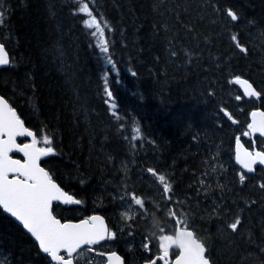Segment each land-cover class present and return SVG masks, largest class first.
<instances>
[{"label": "trees", "instance_id": "1", "mask_svg": "<svg viewBox=\"0 0 264 264\" xmlns=\"http://www.w3.org/2000/svg\"><path fill=\"white\" fill-rule=\"evenodd\" d=\"M83 3L105 28L115 68L85 27ZM0 11L12 60L0 92L38 140H52L43 165L81 201L58 206L59 218L121 221L120 197L140 192L151 210L142 227L174 233L186 220L213 264H264V168L248 174L235 161L237 138L264 150L263 139L244 135L252 111L264 110V0H0ZM236 77L261 98L247 100ZM149 169L171 184V200ZM0 264H52L2 209Z\"/></svg>", "mask_w": 264, "mask_h": 264}, {"label": "snow or ice", "instance_id": "2", "mask_svg": "<svg viewBox=\"0 0 264 264\" xmlns=\"http://www.w3.org/2000/svg\"><path fill=\"white\" fill-rule=\"evenodd\" d=\"M79 11L87 15L85 27L95 29L92 33L97 37V47L105 54L108 64L113 68L116 65L112 59L107 56L109 52L108 41L105 39V28L97 21L96 17L89 10L86 3L79 7ZM6 15L0 11V24ZM227 16L231 21H237L239 16L236 12L228 10ZM232 41L235 42L240 52L246 53L247 49L242 46L238 37L233 35ZM174 54V53H173ZM10 63L8 53L5 51L3 44H0V66ZM135 75V73H133ZM232 83L243 86L245 96L259 98L261 93L254 89L253 85L247 80L236 77ZM109 98L112 97L111 91L105 89ZM240 99V97H237ZM113 108L115 105H111ZM116 115L115 112L112 113ZM232 123H237L228 112H224ZM252 122L248 124V131L244 133L249 136L253 133H259L264 137V112H252ZM140 129L137 128L134 139L138 138ZM17 137H30V143H17ZM43 143L46 147H38ZM236 162L246 170V173L254 171V166L264 165V152L242 150L239 139L237 138ZM52 140L47 136L42 141L38 140L36 135L24 126L22 120L16 112L0 98V209L14 217L27 233L38 242L39 249L50 257L55 264H73L74 259L80 256V250L87 247L88 252H92L93 245L100 244L105 240L116 239V234L110 231L100 216H91L79 223L66 222L62 223L53 215V202L63 204H80L81 201L74 199L71 195L64 192L39 164L41 157L54 153L51 147ZM17 152L23 155V162L20 159H14L10 153ZM153 177L158 179L162 185V191L166 199L171 200V184L167 182L166 177L158 174L155 170H148ZM245 174L239 176V181L244 183ZM264 188V184L260 186ZM132 201L137 206H143L141 198L136 194L131 195ZM175 216V213H172ZM125 219L130 218L128 215ZM184 227L181 228L180 225ZM241 224L239 217L235 218L228 227L233 233L238 231ZM163 231V229H161ZM160 254L153 259H149L148 264H157L162 261L163 264H169V250L173 246L179 249V255L174 264H210L206 256V246L204 243L194 238L192 231L187 229L186 220L177 221V229L174 235H161L159 237ZM148 250V244L144 245ZM65 253V255H61ZM97 255L104 256L102 252ZM106 264H123L120 256L115 252L107 255Z\"/></svg>", "mask_w": 264, "mask_h": 264}, {"label": "water", "instance_id": "3", "mask_svg": "<svg viewBox=\"0 0 264 264\" xmlns=\"http://www.w3.org/2000/svg\"><path fill=\"white\" fill-rule=\"evenodd\" d=\"M0 44H1V42H0ZM5 47V46H4ZM5 51L7 52V50H6V48H5ZM8 53V52H7ZM8 57H9V54H8ZM9 61H10V57H9ZM9 65H10V63L8 64V65H4V66H0V69H4V68H7V67H9ZM245 80V79H244ZM249 82V81H248ZM250 83V82H249ZM238 86L241 88V90H242V92H243V94H244V89H243V86L242 85H239L238 84ZM254 87V86H253ZM254 89H255V87H254ZM256 90V89H255ZM245 95V94H244ZM0 98H2V99H4L5 100V102L12 108V106L9 104V102L0 94ZM246 98H248V99H252V98H255V99H259V98H261V95H260V97L259 98H256V97H249V96H246ZM15 112H16V114H17V116L19 117V115H18V112L16 111V110H14ZM254 112V111H253ZM255 112H264L263 110H255ZM20 118V117H19ZM22 120V119H21ZM251 120H252V118H251ZM23 122V121H22ZM252 122V121H251ZM24 123V122H23ZM24 126L26 127V128H28L26 125H25V123H24ZM29 129V128H28ZM30 130V129H29ZM30 131H32V130H30ZM33 133H34V131H32ZM35 134V133H34ZM36 135V134H35ZM252 136H254V137H261L262 139H264V137H262V136H260L259 135V133H253L252 134ZM19 139H28V140H31V138L30 137H17V143H19ZM19 144H21V143H19ZM240 144H241V146H242V150H248V151H251L250 149H248L247 147H246V145L244 144V142L243 141H240ZM236 149H237V146H236ZM18 155V156H20V157H22V159H20L22 162H23V155L21 154V153H17V152H13V153H10V155L12 156V155ZM12 158H14V159H19V158H17V157H13L12 156ZM43 158L44 157H41V159H40V161H39V164H40V166L45 170V171H47L43 166H42V162H43ZM238 164V163H237ZM259 164H257V165H255L254 166V171H255V168L258 166ZM238 166H240L239 164H238ZM261 166H264V165H261ZM241 167V166H240ZM242 168V167H241ZM245 170V169H244ZM246 171V170H245ZM253 171V172H254ZM48 172V171H47ZM253 172H251V173H253ZM54 181V180H53ZM63 191H64V189L56 182V181H54ZM65 192V191H64ZM67 193V192H66ZM68 194V193H67ZM70 195V194H69ZM73 197V196H72ZM56 203H60V202H53V205H52V209H53V215H54V206H55V204ZM60 204H62V205H67V204H63V203H60ZM3 210V209H2ZM4 212V211H3ZM5 213V212H4ZM7 216H9V217H11V215L10 214H8V213H5ZM98 216H100V215H98ZM103 220H104V222H105V225L107 226V228H108V224H107V221H106V219L103 217V216H100ZM16 223H17V225L18 226H20L26 233H27V231L23 228V226L18 222V221H16L15 220V218L14 217H11ZM58 219V218H57ZM60 220V219H59ZM61 221V220H60ZM62 222V221H61ZM69 222H71V223H79V222H81V221H78V222H73V221H69ZM63 223V222H62ZM191 231V230H190ZM193 232V231H192ZM30 237H31V234H29V233H27ZM193 234H194V232H193ZM34 241H35V239L33 238V237H31ZM194 238H196L195 237V234H194ZM106 241V240H105ZM105 241H102V242H105ZM37 244H38V242L37 241H35ZM39 246V245H38ZM86 247V246H85ZM82 250V249H81ZM42 252V251H41ZM43 253V252H42ZM44 254V253H43ZM63 254H65V253H61V255H63ZM118 256H120L118 253H116ZM44 255H46V254H44ZM206 256H207V251H206ZM120 258H121V260L123 261V264H124V260H123V258H122V256H120ZM53 262V261H52ZM53 264H55V262H53ZM73 264H75V262H73ZM174 264V263H173ZM210 264H211V262H210Z\"/></svg>", "mask_w": 264, "mask_h": 264}, {"label": "rangeland", "instance_id": "4", "mask_svg": "<svg viewBox=\"0 0 264 264\" xmlns=\"http://www.w3.org/2000/svg\"><path fill=\"white\" fill-rule=\"evenodd\" d=\"M90 10V9H89ZM85 16L87 17V15L85 14ZM87 19H89L88 17H87ZM86 19V20H87ZM90 30H92V32H94L95 31V29L93 28V29H90ZM96 37V36H95ZM96 39H97V37H96ZM97 41V40H96ZM150 194V200H154L155 198H156V195H157V192H155V193H149ZM120 198H122V197H120ZM119 198V199H120ZM122 206H124V205H122ZM121 205L120 206H118V207H122ZM155 207H156V210H157V206L155 205ZM123 209H124V211H126L127 213H129L130 215H134L135 213H136V211H134L132 208H127V207H123ZM152 222H150L148 225H150ZM154 227H155V224H151L150 226H149V228L147 227V228H144L143 227V232L141 233V235L142 234H144L145 232H147V233H149L150 234V232H151V234L152 233H155L156 235H157V238H158V241H159V237L161 236V235H171L170 233H168L167 231H166V229H164V228H162V227H159V228H157L156 230L154 229ZM161 229H163V231H161ZM133 230H135V228H133ZM135 233H136V231H135ZM142 239V238H141ZM159 243H160V241H159ZM126 246H127V248L129 249V250H132L134 247H137L138 248V246H136V244H134L133 243V241L131 242V241H129V242H126ZM97 254V253H96ZM104 257V256H103ZM103 257L102 256H100V255H97L96 257H95V259H94V255H91V254H89V258L91 259V261L94 259V261H95V263L96 264H101L102 262H103ZM133 263H136V261H132ZM141 264V263H140Z\"/></svg>", "mask_w": 264, "mask_h": 264}, {"label": "bare ground", "instance_id": "5", "mask_svg": "<svg viewBox=\"0 0 264 264\" xmlns=\"http://www.w3.org/2000/svg\"><path fill=\"white\" fill-rule=\"evenodd\" d=\"M246 172V171H245ZM248 174H251V173H248ZM118 209L122 212V214L121 215H119V217L122 219L125 215H128V216H130V214L129 213H127L126 211H124V209H123V207H118ZM137 213V212H136ZM134 214V215H137V214ZM131 216H133V215H131ZM133 250V249H132ZM131 257V256H130Z\"/></svg>", "mask_w": 264, "mask_h": 264}, {"label": "flooded vegetation", "instance_id": "6", "mask_svg": "<svg viewBox=\"0 0 264 264\" xmlns=\"http://www.w3.org/2000/svg\"><path fill=\"white\" fill-rule=\"evenodd\" d=\"M134 227V226H133ZM133 227H132V229H133ZM93 251H95V249H93ZM170 257H172V254L170 255ZM142 261V260H141Z\"/></svg>", "mask_w": 264, "mask_h": 264}]
</instances>
